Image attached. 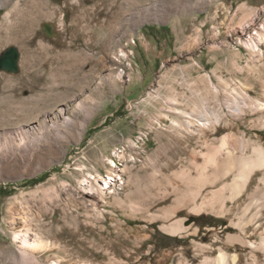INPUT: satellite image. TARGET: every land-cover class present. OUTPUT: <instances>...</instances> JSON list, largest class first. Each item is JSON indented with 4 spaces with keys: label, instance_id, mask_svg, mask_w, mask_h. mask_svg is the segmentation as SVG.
I'll list each match as a JSON object with an SVG mask.
<instances>
[{
    "label": "rangeland",
    "instance_id": "374dc122",
    "mask_svg": "<svg viewBox=\"0 0 264 264\" xmlns=\"http://www.w3.org/2000/svg\"><path fill=\"white\" fill-rule=\"evenodd\" d=\"M4 6L0 264H199L212 230L234 231L202 212L168 232L186 216L180 171L194 177L222 138L264 140V113L224 106L261 98L264 0ZM209 113L220 124L205 136L184 125Z\"/></svg>",
    "mask_w": 264,
    "mask_h": 264
},
{
    "label": "bare ground",
    "instance_id": "6f19581e",
    "mask_svg": "<svg viewBox=\"0 0 264 264\" xmlns=\"http://www.w3.org/2000/svg\"><path fill=\"white\" fill-rule=\"evenodd\" d=\"M9 1L12 0H0V8L5 7V3ZM253 26L251 23V27ZM120 53L126 58L122 50ZM260 92L259 99L251 100L243 94V99L239 97V103L226 99L224 106L233 108L228 109L233 117L242 115L245 110L263 114L264 84L260 85ZM3 107L2 114L6 117L12 111L11 106L6 104ZM185 112H181L182 117L191 119ZM88 117L89 115L86 116ZM194 122L197 124L192 125L187 120L184 125L190 128L196 126L191 132L205 136L207 130L213 131L220 124V119L215 113H209L208 116L202 114L196 117ZM64 123L68 124V120L64 119ZM234 137L236 141L232 145L228 144L226 138H222L217 147H212L208 153L203 154V162L195 166L194 177L191 176L190 169L180 171L181 195L178 197L180 207L186 209V216L170 225L168 232H186L188 227H185V223L189 221V216L200 215L202 212L225 219V230L234 231L222 241L216 231L212 230L209 244L195 245L198 254H206L199 264H264V140L258 136L248 139L238 135ZM103 182L108 184L106 179ZM189 204H192L191 207ZM193 233L198 235V230ZM245 250H248V256L243 254ZM212 254L215 256H211ZM182 263L189 264L185 258H182Z\"/></svg>",
    "mask_w": 264,
    "mask_h": 264
},
{
    "label": "trees",
    "instance_id": "16d2710c",
    "mask_svg": "<svg viewBox=\"0 0 264 264\" xmlns=\"http://www.w3.org/2000/svg\"><path fill=\"white\" fill-rule=\"evenodd\" d=\"M46 177V174H44V175H42L40 178H38V179H34V180H32L31 182H29L28 184L29 185H34V184H37V183H39L40 181H42L44 178ZM2 187H0V194L2 193Z\"/></svg>",
    "mask_w": 264,
    "mask_h": 264
}]
</instances>
